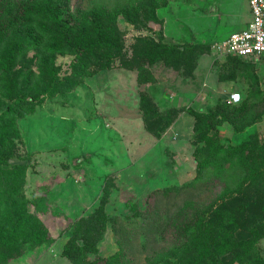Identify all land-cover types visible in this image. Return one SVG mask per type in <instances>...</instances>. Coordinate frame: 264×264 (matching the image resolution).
I'll return each mask as SVG.
<instances>
[{"label":"rangeland","instance_id":"1","mask_svg":"<svg viewBox=\"0 0 264 264\" xmlns=\"http://www.w3.org/2000/svg\"><path fill=\"white\" fill-rule=\"evenodd\" d=\"M126 3L141 16L147 7L155 6L161 24L144 17L146 27L132 24L120 13ZM67 5L73 12L117 9L122 53L127 58L133 56L139 37L157 38L159 31L178 44L210 43L189 72L158 62L151 67L155 81L150 83H141L137 71L123 67L115 57L109 68L85 77L69 92L44 98L19 120L16 154L27 165L24 191L31 208L46 223L50 238L37 248L23 250L9 264H71L62 250L70 243L75 222L100 206L106 185L109 193L103 213L108 222L96 252H85L86 260L118 252L132 264H141L146 255L167 248L168 239L160 238L159 228L185 199L205 205L222 188L214 177L198 180L196 187L183 186L198 174L195 156L203 157L209 145L196 138L189 109L210 111L220 98L229 104V93L246 87L244 78L218 79L229 61L213 45L240 29L232 22V13L244 21L242 10L251 15L250 8L247 0H68ZM33 53L29 49L27 56ZM72 59L68 53L55 55L61 76L69 73ZM247 60L259 73L262 95L251 106L257 120L239 132L228 123L218 126L224 144L240 143L252 133L264 137V61ZM141 93L153 99L159 112L168 107L177 110L160 136L145 126ZM256 252L264 260V237L256 243ZM233 264L251 263L235 260Z\"/></svg>","mask_w":264,"mask_h":264},{"label":"trees","instance_id":"2","mask_svg":"<svg viewBox=\"0 0 264 264\" xmlns=\"http://www.w3.org/2000/svg\"><path fill=\"white\" fill-rule=\"evenodd\" d=\"M67 2L0 0V264H9L23 250L37 248L50 238L24 191L27 165L16 154L19 120L44 98L69 92L85 77L109 68L115 57L123 67L136 70L141 83H150L155 81L151 67L158 62L189 72L199 54L210 48L208 42L178 44L159 31L157 38L139 37L133 56L127 58L122 53L117 9L73 12ZM155 8L147 7L141 16L126 3L120 13L132 24L146 27L142 17L161 24ZM29 49L34 50L33 57L27 56ZM57 53L73 55L69 73L63 76L55 65ZM248 58L228 55L229 63L224 69L219 66L223 70L219 80L245 79L239 102L228 104L220 98L210 111L189 109L196 138L209 145L203 157L195 156L198 174L183 186L196 187L198 180L214 177L222 185L219 194L205 205L185 199L159 228L160 238L168 239L167 248L146 255L141 264H233L235 260L264 264L256 252V243L264 237V137L252 133L240 143L224 144L218 131V126L228 123L239 132L257 120L251 106L262 91L259 73ZM139 99L147 130L160 136L177 114L176 108L159 112L149 95L141 93ZM104 189L100 206L75 222L70 243L62 250L71 264H132L118 252L86 260L85 252H96L108 222L103 213L108 186Z\"/></svg>","mask_w":264,"mask_h":264},{"label":"built area","instance_id":"3","mask_svg":"<svg viewBox=\"0 0 264 264\" xmlns=\"http://www.w3.org/2000/svg\"><path fill=\"white\" fill-rule=\"evenodd\" d=\"M247 2L251 12L247 26L231 32L228 37L215 43L213 48L221 55L264 60V0H247ZM240 100V92L229 93V103H237Z\"/></svg>","mask_w":264,"mask_h":264},{"label":"crops","instance_id":"4","mask_svg":"<svg viewBox=\"0 0 264 264\" xmlns=\"http://www.w3.org/2000/svg\"><path fill=\"white\" fill-rule=\"evenodd\" d=\"M242 5H243V3H242ZM242 8H243V7H242ZM237 11H238V10H237ZM242 11H244V13L246 14V17H244V21H243L242 19H239V17H238L239 15H238V14L235 15V12H233L232 15H231V17H230L231 19L233 18V19H232V22H233V23H237L238 26L240 25V26H239V27H240L239 30L245 28V27L247 26V24H248L250 18H251V15H250L249 11H247V10L245 11L244 8H243ZM241 23H243V24H241ZM235 31H236V30H235ZM231 32H233V31H231ZM231 32H230V33H231ZM230 33H229V34H230ZM229 34H228V35H229ZM226 37H228V36L226 35V36L223 37L221 40L225 39ZM221 40H220V41H221ZM217 42H219V41H216V43H217ZM262 61H264V60H262ZM260 73H261V72H260ZM261 75H262V73H261ZM160 100H162V98H161ZM172 126L175 127V125H172ZM172 126H171V128H173ZM176 129H177V127H176ZM173 130H174V129H173ZM179 132H180V131H179Z\"/></svg>","mask_w":264,"mask_h":264}]
</instances>
